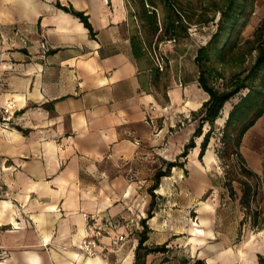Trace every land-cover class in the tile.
Masks as SVG:
<instances>
[{
	"label": "crops",
	"instance_id": "0c3cea01",
	"mask_svg": "<svg viewBox=\"0 0 264 264\" xmlns=\"http://www.w3.org/2000/svg\"><path fill=\"white\" fill-rule=\"evenodd\" d=\"M138 10L137 0H0V109L14 113L0 125V264H133L143 220L145 244H166L144 264H235L243 256L246 240L229 260L226 241L207 243L221 189L208 174L212 143L201 152L207 123L154 197L140 175L148 160L183 151L208 94L171 64L186 52L168 40L159 53L170 67L158 68L156 36ZM260 11L264 0H254L251 22ZM89 216L103 229L95 256L80 250Z\"/></svg>",
	"mask_w": 264,
	"mask_h": 264
},
{
	"label": "rangeland",
	"instance_id": "374dc122",
	"mask_svg": "<svg viewBox=\"0 0 264 264\" xmlns=\"http://www.w3.org/2000/svg\"><path fill=\"white\" fill-rule=\"evenodd\" d=\"M155 1L159 5L158 17L160 19H164L169 12V6L167 4V1H169L170 4H174L175 10L179 12L181 23L187 26L185 35H175L174 42L176 46L184 49L186 55L177 61L171 62V64H176L179 68L190 71L197 80L199 75L198 66L192 58V54L197 51L199 46L204 45L201 42L207 39L214 31L219 17L217 6H214V4L217 3L218 6H220L223 4V1ZM207 18L211 19L210 25L212 24V27L207 28V26H203L204 24L202 23ZM249 22H251V17ZM158 35L160 36V40H155L152 55L156 64V56L158 57L161 67L164 70L166 67H170V63L165 55L159 53V49L162 42L166 43L167 40L171 39L173 36H170L169 33L164 31L163 24ZM263 37L264 11H260L253 16L251 26L247 28L246 32L245 29L242 31L236 46L226 53L223 62H220L217 60L216 56L212 55L211 62L208 64V69L211 70L209 82L215 88L222 89L229 84L230 80L237 74L241 73L240 76L242 77L246 73L245 71L249 69L256 56V50H253L251 47L255 46V41L257 39ZM216 72L221 73L222 77L219 78L215 76ZM237 97V95L234 96L231 103L235 102ZM223 124L224 122L219 124L218 121L214 122L212 125V136L209 139V144L212 143L214 149H219L221 147L220 135ZM209 127L210 125L207 124V130ZM250 139L252 140L251 143H249ZM239 149L244 159L243 162H240L239 158L235 155L229 158H221L219 155H216V168L208 173L211 178L219 180L221 189L217 190V192L219 191L218 194L220 197L215 194L217 198L214 201L216 206L213 227L218 234L215 232L214 235L208 236L207 243H220L226 241L227 251L223 252V255H226L229 260L234 254L238 253L242 243L246 240L245 242H248L249 245L242 248L243 256L239 257L235 264H264V117H261L254 126L243 135ZM160 163H162L160 159L156 162L148 160V165L145 166L146 171L140 174L144 175L148 180V185H151L153 175L156 171L153 170V168H159L158 165ZM162 167H165L164 163H162ZM243 167L248 169V171H252L254 174L243 171ZM180 174L182 177L183 175L187 176L186 172H181ZM171 179H178L177 175ZM244 183L252 186V198L247 208L243 207L239 202L242 195L241 189ZM185 190L186 189L183 188H171L170 192L181 197L186 195ZM196 260L197 259H194V262Z\"/></svg>",
	"mask_w": 264,
	"mask_h": 264
},
{
	"label": "trees",
	"instance_id": "16d2710c",
	"mask_svg": "<svg viewBox=\"0 0 264 264\" xmlns=\"http://www.w3.org/2000/svg\"><path fill=\"white\" fill-rule=\"evenodd\" d=\"M222 1L223 4L220 6H218L217 3L214 4V6H217V11L219 13L215 29L210 34L207 42L199 46L194 57L199 72L197 82L208 94V99L203 103L200 112L201 117L199 126L176 159L173 161L164 160L163 163L165 167L156 169L152 178V183L147 189L152 197H154L155 194L153 191L158 188L162 177L169 176L173 167H183L188 149L195 145L194 137L201 135L202 126L204 123H207L210 127L201 142V152H203L212 136V125L214 122H217L218 118L223 116L222 111L225 104H229V110L223 120L224 124L221 128V147L215 149V153L221 158H229L235 155L239 158L240 162L244 161L239 149L241 139L244 133L253 126L264 112V37L257 39L255 41V46L251 47L253 50H256V56L249 69L246 71L244 70L246 73L242 77L240 76L241 73L237 74L230 80V83L222 89L215 88L209 82L211 70L208 69V64L211 62L212 55L216 56L217 60L220 62L225 60L226 53L236 46L240 34L249 24L250 17L254 11V0ZM137 2L139 6V18L145 22L147 31L151 35L156 36V40H160V36L158 35L160 27L155 11L156 1L137 0ZM167 4L169 6V12L163 19L164 31L169 33L170 36H173L172 38H175V35L184 36L187 26L181 23L180 14L175 10L174 4H170L169 1H167ZM72 12L81 19L92 33L86 16L81 12ZM210 21L211 19L208 18L204 20L205 23H209ZM215 76L219 78L222 77L219 72H216ZM236 95L238 96L237 100L231 103L232 98ZM242 170L254 174L244 167ZM241 192L242 195L239 202L243 207L247 208L252 198V186L244 183ZM152 207L153 201L150 203L148 217L151 216ZM142 222L143 230L139 235L133 264H144L145 256L148 253L166 251V244L153 246H147L145 244L147 240V225L145 224V220ZM193 264H204V262L197 259Z\"/></svg>",
	"mask_w": 264,
	"mask_h": 264
},
{
	"label": "built area",
	"instance_id": "2783aa9c",
	"mask_svg": "<svg viewBox=\"0 0 264 264\" xmlns=\"http://www.w3.org/2000/svg\"><path fill=\"white\" fill-rule=\"evenodd\" d=\"M169 43H174L175 38L168 39ZM40 52L38 54L39 57H44L48 47L47 44L44 40H41L40 42ZM157 60V66L159 69H162L161 64L158 60V57L156 56ZM14 118V113L10 110L8 107H3L0 109V125L2 126H9ZM1 187V186H0ZM94 217L89 216L88 217V222H87V230L88 233L85 235L81 241L80 244V250L88 255V256H94L98 253L96 247L98 245V240L97 237L103 234V229L101 226H95L94 224ZM119 240L123 239V236H118Z\"/></svg>",
	"mask_w": 264,
	"mask_h": 264
},
{
	"label": "bare ground",
	"instance_id": "6f19581e",
	"mask_svg": "<svg viewBox=\"0 0 264 264\" xmlns=\"http://www.w3.org/2000/svg\"><path fill=\"white\" fill-rule=\"evenodd\" d=\"M228 109H229V105H228V104H225V106H224V108H223V111H222V115H225V114L227 113ZM217 121H221V120L217 119ZM255 140H256V139H255ZM245 142H247V141H245ZM249 142L251 143V139L249 140ZM249 240H251V239H249ZM249 243H250V241H249ZM247 245H248V242H247ZM240 250H242V249H240ZM241 252H242V251H241ZM241 261H242V260H241Z\"/></svg>",
	"mask_w": 264,
	"mask_h": 264
}]
</instances>
